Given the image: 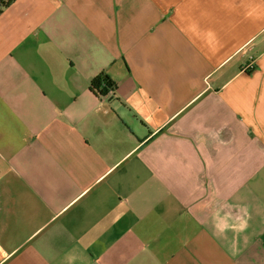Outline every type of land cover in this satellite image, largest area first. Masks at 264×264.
Wrapping results in <instances>:
<instances>
[{
	"label": "crops",
	"instance_id": "obj_1",
	"mask_svg": "<svg viewBox=\"0 0 264 264\" xmlns=\"http://www.w3.org/2000/svg\"><path fill=\"white\" fill-rule=\"evenodd\" d=\"M0 264H264V0L0 6Z\"/></svg>",
	"mask_w": 264,
	"mask_h": 264
},
{
	"label": "trees",
	"instance_id": "obj_2",
	"mask_svg": "<svg viewBox=\"0 0 264 264\" xmlns=\"http://www.w3.org/2000/svg\"><path fill=\"white\" fill-rule=\"evenodd\" d=\"M10 1L11 0H0V6L4 7L8 5ZM89 88L97 95H103L106 93L107 88L115 89V83L107 74L100 73L90 81Z\"/></svg>",
	"mask_w": 264,
	"mask_h": 264
},
{
	"label": "built area",
	"instance_id": "obj_3",
	"mask_svg": "<svg viewBox=\"0 0 264 264\" xmlns=\"http://www.w3.org/2000/svg\"><path fill=\"white\" fill-rule=\"evenodd\" d=\"M113 92H114V88H107V91L105 94H112Z\"/></svg>",
	"mask_w": 264,
	"mask_h": 264
}]
</instances>
